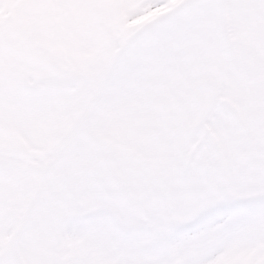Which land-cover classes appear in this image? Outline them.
<instances>
[{
  "label": "rangeland",
  "instance_id": "rangeland-1",
  "mask_svg": "<svg viewBox=\"0 0 264 264\" xmlns=\"http://www.w3.org/2000/svg\"><path fill=\"white\" fill-rule=\"evenodd\" d=\"M183 1H0V158L9 160L13 155L9 165L0 162V256L4 252L0 264L6 260L4 264H15L9 237L18 231L15 249L27 259L24 264H65L63 253L69 247L57 240L56 228L66 216L95 213L100 206L118 210L73 190L74 169L87 168L98 177L114 178L123 188L129 186L132 208L146 207L149 198L161 195L153 187L146 199L143 189L134 186L143 175L139 165L150 182L160 176L164 186L177 173L231 174L227 199L264 196L259 183L264 172V0L192 4V14L176 23L173 32L163 26L174 24L175 15L147 33L155 37L161 31L167 34L165 39L129 45L103 82L114 53ZM223 16L230 29L229 42L220 33L214 36L213 28L222 26ZM203 18L207 22L200 26ZM225 48L231 51L227 56ZM222 67L226 76L221 95L233 103L223 107L224 114L211 115L212 121H206L215 140L208 139L211 152L205 146L206 152L197 156L195 169L189 172L185 166L194 145L191 139L201 136L199 129H193L202 114L195 97L205 95L199 92L202 81L215 80ZM97 92L92 109L86 111ZM83 113L86 118L62 152ZM119 142L126 143L121 152ZM93 148L100 154L95 163L89 155ZM140 149L153 151L148 163L132 154ZM56 159L51 184L43 185L35 196L37 177ZM59 167L63 170L58 171ZM223 199L215 191L171 199L167 211L173 213L164 212L160 222L186 223ZM117 205L123 209L113 213L116 220L135 227L137 209L130 211L123 202ZM155 220L149 217L145 225ZM70 249H78L74 258L80 264H103L80 242ZM135 261L145 263L140 258Z\"/></svg>",
  "mask_w": 264,
  "mask_h": 264
},
{
  "label": "bare ground",
  "instance_id": "bare-ground-1",
  "mask_svg": "<svg viewBox=\"0 0 264 264\" xmlns=\"http://www.w3.org/2000/svg\"><path fill=\"white\" fill-rule=\"evenodd\" d=\"M140 156L149 158L146 152H141ZM233 214L235 220L208 225L193 237H172L166 248L156 246L152 240L144 241V235L138 239L135 230L126 233L113 228L112 236L108 238L104 232L110 226L105 218L77 221L62 238L70 241L85 231L81 240L104 264H135V258L147 259L148 264H164L162 254L166 251L177 264H199L201 260L203 264H264V209H256L248 213L250 215ZM229 224L230 228L227 227ZM72 264H77L76 260Z\"/></svg>",
  "mask_w": 264,
  "mask_h": 264
},
{
  "label": "snow or ice",
  "instance_id": "snow-or-ice-1",
  "mask_svg": "<svg viewBox=\"0 0 264 264\" xmlns=\"http://www.w3.org/2000/svg\"><path fill=\"white\" fill-rule=\"evenodd\" d=\"M133 41L140 43H149L154 39L153 35L141 34L137 37L130 38ZM56 171V166L44 169L37 177L36 183L38 186H49L53 180V173ZM72 188L75 191H80L86 196H93L102 205L112 204L117 205L127 199V192L119 185L112 177H98L92 174L87 168H81L73 173L70 177ZM233 176L225 174L223 176L202 177L199 175H185L177 173L171 182L164 186L163 195L155 194L151 200V204L137 210V218L149 216L153 219L162 220L167 203L171 199H183L191 197L194 193H206L215 191L225 197L220 203L213 207L201 211L190 219L187 223H183L175 227L171 231L174 238L193 237L200 233L208 225L221 224L235 220L231 208V201L227 199L232 191ZM260 186L264 188V172L260 176ZM95 218H106L115 222V217L111 215L106 206H100L96 209L92 216L85 217L86 220ZM228 228L231 224L227 225ZM199 264H203L201 260Z\"/></svg>",
  "mask_w": 264,
  "mask_h": 264
}]
</instances>
